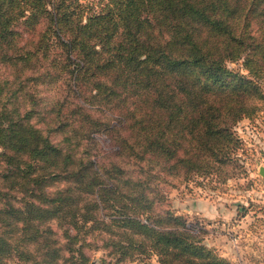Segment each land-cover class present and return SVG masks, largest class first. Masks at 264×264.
<instances>
[{
	"label": "trees",
	"instance_id": "trees-1",
	"mask_svg": "<svg viewBox=\"0 0 264 264\" xmlns=\"http://www.w3.org/2000/svg\"><path fill=\"white\" fill-rule=\"evenodd\" d=\"M262 77L264 0H0V264H234L167 190L244 171Z\"/></svg>",
	"mask_w": 264,
	"mask_h": 264
},
{
	"label": "rangeland",
	"instance_id": "rangeland-1",
	"mask_svg": "<svg viewBox=\"0 0 264 264\" xmlns=\"http://www.w3.org/2000/svg\"><path fill=\"white\" fill-rule=\"evenodd\" d=\"M260 83L264 91V77ZM233 130L240 139L237 153L244 171L224 181L208 176L182 183L168 189L167 198L190 230L217 254L234 264H264V174L259 173L260 167L264 172V109L238 121ZM99 138L107 149V140ZM102 255L97 251L93 262ZM139 264L157 262L151 257Z\"/></svg>",
	"mask_w": 264,
	"mask_h": 264
},
{
	"label": "water",
	"instance_id": "water-1",
	"mask_svg": "<svg viewBox=\"0 0 264 264\" xmlns=\"http://www.w3.org/2000/svg\"><path fill=\"white\" fill-rule=\"evenodd\" d=\"M259 173H260L261 175L264 174V172H263V168H262V167L259 168Z\"/></svg>",
	"mask_w": 264,
	"mask_h": 264
},
{
	"label": "built area",
	"instance_id": "built-area-1",
	"mask_svg": "<svg viewBox=\"0 0 264 264\" xmlns=\"http://www.w3.org/2000/svg\"><path fill=\"white\" fill-rule=\"evenodd\" d=\"M196 227H197V226H196ZM196 227H195V228H196Z\"/></svg>",
	"mask_w": 264,
	"mask_h": 264
}]
</instances>
